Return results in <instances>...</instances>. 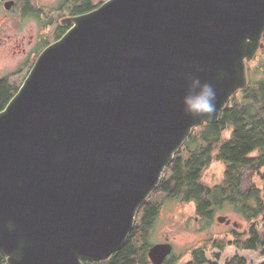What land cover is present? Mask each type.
<instances>
[{
    "label": "water",
    "instance_id": "water-1",
    "mask_svg": "<svg viewBox=\"0 0 264 264\" xmlns=\"http://www.w3.org/2000/svg\"><path fill=\"white\" fill-rule=\"evenodd\" d=\"M68 24L0 113L7 264H84L121 251L175 155L247 88L264 49V0H111ZM189 74L215 88L214 116L183 111ZM173 250L152 246L151 264Z\"/></svg>",
    "mask_w": 264,
    "mask_h": 264
},
{
    "label": "trees",
    "instance_id": "trees-1",
    "mask_svg": "<svg viewBox=\"0 0 264 264\" xmlns=\"http://www.w3.org/2000/svg\"><path fill=\"white\" fill-rule=\"evenodd\" d=\"M258 54L264 55V51ZM250 63L247 88L236 94L218 122L204 123L194 129L165 171L157 190L165 199L156 204L148 203L142 208L141 216L121 251L101 262L84 264H151L148 257L153 245L151 237L167 201L193 204L199 231L214 221L216 213L232 209L249 226L244 234L232 230L235 237L232 246L245 252L257 251L261 247L264 255V241L261 240L257 225L259 220L264 221V64L253 70ZM260 70L261 78L258 79L257 72ZM20 88L11 78L0 80V113ZM228 131H231V136L224 139ZM214 161L224 164L225 175L221 184L211 187L203 183V175ZM249 172L261 177L262 188L251 184L246 191H242L244 179ZM218 243L214 248L224 250V242ZM206 249L202 247L191 250V259L184 264H218L220 255L215 256L216 262L210 261ZM181 261L182 257L173 253L164 264H181ZM0 264H7V259L1 253ZM226 264L247 262L236 256Z\"/></svg>",
    "mask_w": 264,
    "mask_h": 264
},
{
    "label": "rangeland",
    "instance_id": "rangeland-1",
    "mask_svg": "<svg viewBox=\"0 0 264 264\" xmlns=\"http://www.w3.org/2000/svg\"><path fill=\"white\" fill-rule=\"evenodd\" d=\"M4 11L0 8V80L11 78V80L22 87L28 77L35 60L40 54L23 53L22 43L28 44L29 39L23 38L27 28L22 32L13 28L11 21L2 22ZM52 36L49 37V43L54 42ZM21 41V43H20ZM28 51L29 48H27ZM264 51V50H263ZM264 64V55L258 54L250 67L255 70ZM261 70L257 72L258 79L261 78ZM241 96V95H240ZM234 98V97H233ZM233 98L229 105L232 104ZM231 131L224 135V139H229ZM257 154H255L256 156ZM225 175V166L223 163L214 161L213 164L205 171L203 175V183L207 186H216L222 183ZM264 175V170L262 171ZM251 184L259 188L263 187V180L258 174L249 172L244 179L242 191H246ZM165 199L162 193L154 192L147 203H160ZM141 214L139 215L140 218ZM219 217H226L231 221V225L218 222ZM138 221V219H137ZM237 225V227L234 226ZM258 232L261 240L264 241V221H258ZM248 223L237 215L232 209L227 208L222 212L216 213L214 221L204 230L199 231L198 221L196 220L195 206L193 204H180L175 201H167L162 210V214L158 220L154 233L151 237L152 246L170 242L174 247V254L182 257L181 264L190 261V251L194 248L207 247V257L210 261H215V256L220 255L221 260L218 264H226L232 261L236 256L243 258L247 264H263L264 255H262L261 247L257 251H238L232 243L235 237L232 230H236L239 234L246 233ZM218 242H224V250L220 251L214 248ZM219 244V243H218ZM221 245V244H219Z\"/></svg>",
    "mask_w": 264,
    "mask_h": 264
},
{
    "label": "flooded vegetation",
    "instance_id": "flooded-vegetation-1",
    "mask_svg": "<svg viewBox=\"0 0 264 264\" xmlns=\"http://www.w3.org/2000/svg\"><path fill=\"white\" fill-rule=\"evenodd\" d=\"M109 1L111 0H0V8L4 11L3 23L11 21L18 32L29 26L23 35L29 42L22 43V52L40 54L73 28V25L68 24L69 21L93 13ZM7 4H11L9 10L5 8ZM50 36L55 39L52 43H49ZM27 48L31 50L28 51Z\"/></svg>",
    "mask_w": 264,
    "mask_h": 264
},
{
    "label": "clouds",
    "instance_id": "clouds-1",
    "mask_svg": "<svg viewBox=\"0 0 264 264\" xmlns=\"http://www.w3.org/2000/svg\"><path fill=\"white\" fill-rule=\"evenodd\" d=\"M181 98L183 111L188 116L212 117L217 110V94L213 85L199 76L189 74Z\"/></svg>",
    "mask_w": 264,
    "mask_h": 264
},
{
    "label": "bare ground",
    "instance_id": "bare-ground-1",
    "mask_svg": "<svg viewBox=\"0 0 264 264\" xmlns=\"http://www.w3.org/2000/svg\"><path fill=\"white\" fill-rule=\"evenodd\" d=\"M229 106V105H228Z\"/></svg>",
    "mask_w": 264,
    "mask_h": 264
}]
</instances>
